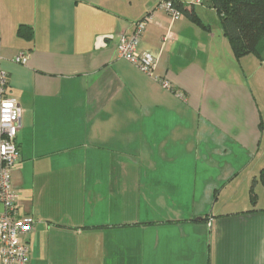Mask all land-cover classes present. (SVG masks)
<instances>
[{"label": "crops", "instance_id": "obj_1", "mask_svg": "<svg viewBox=\"0 0 264 264\" xmlns=\"http://www.w3.org/2000/svg\"><path fill=\"white\" fill-rule=\"evenodd\" d=\"M159 1L0 0L29 264H264V201L206 207L212 175L229 184V158L264 154V62L237 59L203 1L178 0L199 21L173 20ZM148 13L139 49L156 58L150 75L116 56L119 35Z\"/></svg>", "mask_w": 264, "mask_h": 264}, {"label": "built area", "instance_id": "obj_2", "mask_svg": "<svg viewBox=\"0 0 264 264\" xmlns=\"http://www.w3.org/2000/svg\"><path fill=\"white\" fill-rule=\"evenodd\" d=\"M203 0H191L202 3ZM156 8L165 10L176 20L181 12L169 0H161ZM150 13L144 15L133 24L130 33L119 35L116 43L117 58L134 64L140 71L151 74L155 65V56L139 49L143 31L150 22ZM27 53L21 52L14 61L24 64ZM163 88L171 89L165 79H157ZM8 76L0 72V264H29V250L23 235L32 229V220L19 216L17 210V192L11 185V169L19 159V148L16 141L17 132L21 127L22 109L17 98L7 91Z\"/></svg>", "mask_w": 264, "mask_h": 264}, {"label": "trees", "instance_id": "obj_3", "mask_svg": "<svg viewBox=\"0 0 264 264\" xmlns=\"http://www.w3.org/2000/svg\"><path fill=\"white\" fill-rule=\"evenodd\" d=\"M169 1L181 14L185 13L192 20L199 21L192 9H186L178 0ZM204 2H208L215 10L222 34L228 40L233 55L240 59L245 55L254 54L264 62V0H204ZM22 30L23 27L19 28V32ZM259 181L264 188V168L259 172ZM254 183L255 179L252 180L251 189ZM253 199L252 204H255V197Z\"/></svg>", "mask_w": 264, "mask_h": 264}, {"label": "rangeland", "instance_id": "obj_4", "mask_svg": "<svg viewBox=\"0 0 264 264\" xmlns=\"http://www.w3.org/2000/svg\"><path fill=\"white\" fill-rule=\"evenodd\" d=\"M202 3L197 4L202 5ZM202 6L210 7L208 2H204V5ZM261 70V75L260 77L258 76L257 79L258 87L255 93L256 99L260 103V129H262V126L264 125V63L262 64ZM262 152L263 150H261V153ZM260 159H262V164L259 162ZM228 162L230 166L229 184L219 186L216 182V175H212V181H214V199L208 206L206 205L209 211L208 213L212 212V214H216L218 211H222L223 209H241L247 205L254 206L257 203L256 201L254 202L255 204H252V199L254 197L256 200L258 197L261 203L264 201V198L262 197L264 196V189H262L263 186L259 181V173L257 174L256 178L257 188H254L253 185V189H251V178L252 175L255 174L252 169L257 170V167L261 168L264 166V154L261 155L259 153L255 158L252 154L249 156H244L243 154L237 153L235 157L229 158ZM249 174L251 178L248 177ZM260 185L262 187H260ZM211 209L213 211H211Z\"/></svg>", "mask_w": 264, "mask_h": 264}]
</instances>
